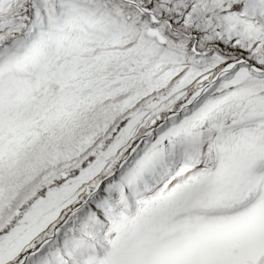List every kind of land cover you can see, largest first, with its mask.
<instances>
[{
    "label": "snow or ice",
    "instance_id": "1",
    "mask_svg": "<svg viewBox=\"0 0 264 264\" xmlns=\"http://www.w3.org/2000/svg\"><path fill=\"white\" fill-rule=\"evenodd\" d=\"M0 264H264V0H0Z\"/></svg>",
    "mask_w": 264,
    "mask_h": 264
}]
</instances>
